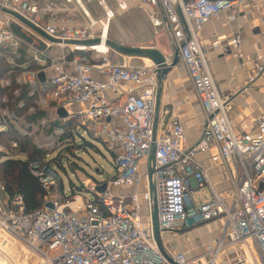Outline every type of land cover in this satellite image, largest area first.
<instances>
[{"label":"built area","instance_id":"obj_1","mask_svg":"<svg viewBox=\"0 0 264 264\" xmlns=\"http://www.w3.org/2000/svg\"><path fill=\"white\" fill-rule=\"evenodd\" d=\"M114 1L112 9L106 0H98L104 9L99 18L82 0H0L62 41L58 45L46 42L47 48L59 46L62 51L52 57L47 48L41 50L18 37L12 30L16 20L0 12V69L2 59L9 65L0 71V121L13 134L8 155H19L17 150L25 142L36 145L38 155H49V145L68 140L66 128L53 123L61 119L57 110L64 108L68 116L61 120L77 119L74 133L86 127L104 141L114 154L116 168L104 181H81L82 190L74 195L68 196L65 190L54 195L59 182L56 168L49 159L30 158V170L46 192L43 206L28 211L22 193L7 194L5 201L0 200V232L23 242L44 259L43 264H264V114L252 130L234 128L229 115L232 98L218 88L206 53L208 45L217 48L220 41L204 43L200 36L202 28L222 13L247 3L260 9L264 0ZM131 8L144 11L155 32L166 31L174 48H179L205 116L199 139L192 145L187 144L186 128L177 118L163 121L169 110H160L155 122L157 67L115 63L109 47L98 49L103 40L106 44L110 24ZM74 10L80 11L81 19ZM96 38L100 43L89 46L63 43ZM240 43L238 36L231 40L235 47ZM22 51L29 53L37 69H30V62L18 66ZM262 75L264 58L249 84ZM26 98L32 99L30 106ZM39 111L46 115L32 120L30 116ZM212 150L211 161L224 168L223 180L228 182L223 191H218L207 168L197 160L198 154ZM144 158H148L147 167L140 172ZM146 180L142 198L138 189ZM151 181L157 189L162 235L223 221L220 234L201 245L202 253L171 251L166 246L170 259L161 253L155 239ZM104 184L135 191L128 195L100 192ZM205 187L210 197L197 201L194 192ZM0 189L6 192L3 184ZM85 192L94 193V199ZM49 202L53 208L47 206Z\"/></svg>","mask_w":264,"mask_h":264},{"label":"crops","instance_id":"obj_2","mask_svg":"<svg viewBox=\"0 0 264 264\" xmlns=\"http://www.w3.org/2000/svg\"><path fill=\"white\" fill-rule=\"evenodd\" d=\"M135 9L136 8H131L129 11L124 14L121 13L117 17H127L131 19L137 25L139 32L143 34V27L137 23L134 13L136 11ZM90 11L99 18L104 15V13L102 14L101 11L99 13L95 11V9ZM73 12L77 18H82L79 10H74ZM145 16L147 17L146 14ZM231 16H233V18H231ZM117 17L115 21L117 20ZM147 31L150 33L147 36L141 35L139 37L131 38L127 36V40L124 42L116 36H114V39H118L122 41V43L128 45L154 46L166 54L174 51V41L171 39L169 33L166 31H162L161 33L151 32L149 25ZM200 36L204 43H211L217 39L220 41V47L214 48L211 45H208L206 47V53L209 58L213 78L218 88L224 96H230L232 98L229 115L234 128L239 131L244 128L248 130L254 129L255 120L260 115L264 114V75L257 77L251 84H249L248 80L249 77L253 75L256 67L262 63L264 58V6L257 9L252 3H247L231 11L222 13L202 28ZM236 36L241 40L238 47L231 44L232 38ZM155 37H157V39H154ZM225 47L228 49V52L224 51ZM115 63H128L137 66L150 64L151 62L143 58L118 57ZM3 69L4 65L2 64L0 71H3ZM107 96L111 100H116V96L112 93H107ZM165 109L169 110V113L164 115L163 121L166 122L170 117L177 118L186 128L187 144L192 145L196 143L205 124V116L199 98L191 83L188 71L181 59L178 65L171 70L164 81V89L160 100V110L164 111ZM214 153L215 150L200 153L197 155V160L207 168L218 191H223L228 187V182L223 180L224 168L211 161V157ZM147 160L148 158L141 160L140 172L146 170ZM147 182L148 181L146 180L138 189L142 198L145 193ZM112 189L118 190L117 193H114L115 195L121 193L128 195L135 191L133 188L117 189L115 187L108 188L106 185V190L112 192ZM7 194V192L0 189V200L5 201L7 199ZM143 212H147L146 207H144ZM192 232L193 231L190 230L187 233H183L181 236L184 238L192 234ZM164 234L170 236L166 238L168 242L172 239H177L178 250L176 249V251L192 249L187 246L184 240L182 242L181 239H178L181 236L176 238L171 233L166 232L163 233V235ZM219 234L220 231L217 234H212L213 236H211L210 239L217 237ZM7 236L3 232H0V244L3 243ZM8 237L11 239L10 241L14 243L15 239L10 236ZM18 242L17 245H19ZM16 249H18V247H16ZM38 257L39 258L35 260L28 254L25 260L23 258L22 263L36 264L35 262L37 261L38 264H43L44 259L40 256ZM29 261H31V263H29ZM15 263L16 261L13 264Z\"/></svg>","mask_w":264,"mask_h":264},{"label":"rangeland","instance_id":"obj_3","mask_svg":"<svg viewBox=\"0 0 264 264\" xmlns=\"http://www.w3.org/2000/svg\"><path fill=\"white\" fill-rule=\"evenodd\" d=\"M85 5L93 11L104 13L103 7L99 4L98 0H82ZM108 5L115 9L116 4L114 0H106ZM136 11L135 16L137 19V23L143 27L144 33L141 34L138 30L137 25L129 18L125 17H117L116 21H113L111 24V31L109 33V38H120L123 42L128 36L131 37H139V36H147L150 34L148 30V25L151 28V32H155V28L151 26L148 17L145 16V12L140 9H135ZM124 14V13H123ZM154 39H157L155 37ZM118 40V39H116ZM118 40V41H120ZM121 41V42H122ZM126 44V43H124ZM128 45V44H127ZM47 53L50 54L52 57H57L62 52L59 46H52L46 49ZM112 61L115 62L119 56L116 52L112 53ZM52 109V110H51ZM49 110L53 111V107H49ZM78 124V123H77ZM5 125L0 124V132L5 131ZM78 132L75 133V136L67 135L68 137L64 139L61 145L51 144L48 146V150L46 152L49 155H37L42 158L49 159V163H51L57 170L59 175V182L58 185L55 187L53 194L58 195L61 191L65 190L67 195L69 196L73 191H81L80 187L81 181H86V183H98L100 181H104L108 179L109 176H113L116 173V168L114 166V158L112 151L108 150V145L98 139L97 137L93 136L86 127L78 128ZM9 141L12 140L13 134H9ZM3 137L0 135V144L4 143ZM29 149H37L36 145L29 144ZM0 150H4L5 152L12 153L10 149V142L9 148H3L0 145ZM19 152V150H17ZM2 154H4L2 152ZM0 161L4 160L6 156L0 155ZM18 155H7V157H17ZM23 156V155H22ZM24 157V156H23ZM18 158V157H17ZM2 171H0V184H4L5 182L1 180ZM113 193H117L118 190L112 189ZM75 192L72 194L74 195ZM89 199H94V193H84ZM123 194V193H121ZM194 198L198 201V199L202 196H206L207 198L210 197V190L209 188L205 187L200 189V192H194ZM223 221H215L206 225L198 226V229H191L192 234L183 238V233H174L175 237L181 239V241L187 244L189 248L194 250V253H202L203 248L201 245L204 244L208 239L213 236L212 234H217L223 228ZM7 236V235H6ZM167 237H170L168 234L163 235V241L165 246L170 249L171 251L178 250L177 246V239H172L170 242L166 240ZM186 239V240H185ZM11 240V239H10ZM10 240L5 237V240L2 244H8L10 247L8 251H6V247L1 248L0 251V264H13L15 261L17 264H23L24 260L27 258L28 254L33 259H38L39 257L37 254H34L27 246L18 241H14V244L9 245ZM17 242L19 245H17ZM0 244V245H2ZM18 247V249H16ZM180 249V248H179ZM5 253L4 255L2 253ZM13 252V253H11ZM25 255H23V254ZM197 253V254H198ZM13 261V262H12ZM15 263V264H16ZM38 264V262H35Z\"/></svg>","mask_w":264,"mask_h":264},{"label":"water","instance_id":"obj_4","mask_svg":"<svg viewBox=\"0 0 264 264\" xmlns=\"http://www.w3.org/2000/svg\"><path fill=\"white\" fill-rule=\"evenodd\" d=\"M0 12L7 14L13 17L16 21L12 24L13 32L23 39L24 41L28 42L29 44H33L37 48L41 50H45L47 48V43L50 42L52 44H61L62 41L59 38L53 37L49 35L46 31L42 28L38 27L27 18L22 16L16 10L11 8L5 7L0 4ZM27 30L23 29L24 27ZM29 30V31H28ZM63 43L68 45H81V46H89L100 43V39H88V40H66ZM106 44L109 47L112 53L116 52L121 57L127 58H143L149 60L153 65L157 67L158 78L160 81V87L158 92V102H157V112H156V119L155 122H158V115L160 111V100L164 89V81L167 78L168 74L171 70L176 67L180 61V51L178 47L174 48L173 58L170 59L166 54L162 52L157 47H149V46H134V45H127L118 41L114 38H109L106 40ZM40 78L43 79V74L40 75ZM57 113L60 117L65 118L68 116V112L64 108H59ZM155 158V147L153 146L152 152L150 154V162L153 163ZM152 178V172L150 174ZM106 190V184L102 185L99 188L100 192H104ZM151 190L153 194V201H154V209H153V220H154V228H155V239L158 245L159 250L161 253L170 259L166 247L163 241V235L160 230L159 226V210H158V203H157V189L153 181H151ZM47 206L53 208V204L51 202L47 203Z\"/></svg>","mask_w":264,"mask_h":264},{"label":"trees","instance_id":"obj_5","mask_svg":"<svg viewBox=\"0 0 264 264\" xmlns=\"http://www.w3.org/2000/svg\"><path fill=\"white\" fill-rule=\"evenodd\" d=\"M31 57L29 53L22 51V55L16 59L18 66L24 63H29ZM2 64L5 67H9L6 59H2ZM30 69H37L38 65L34 62H30L28 64ZM17 70L20 71L21 68L17 67ZM24 94L23 96H25ZM32 104L31 98H26V106H30ZM45 112L39 111L38 113L30 116V118L34 121L40 120ZM61 119H63L61 117ZM61 119L53 120L54 125H63L68 131L67 135L75 136V129L77 127V119H65L64 121ZM0 124L2 122L0 121ZM9 134L7 131H1L0 135L3 137L4 143L0 144L3 148H9ZM29 143H21V149H19V155L15 157H7L8 152L4 150H0V155L6 156L4 160L0 161V171H2L1 180L5 183L3 184L6 188V192L9 195L13 193L20 192L24 195L25 198V206L28 211H35L43 206L44 197L46 192L42 189L41 184L38 179L32 174L29 163L30 158L35 157L39 154V152L35 149L28 148ZM2 152L4 154H2ZM28 154V155H26ZM24 157H23V156ZM2 157V156H0ZM27 157V158H25ZM114 157V154H113ZM79 187V186H77ZM75 192V191H73ZM72 192V193H73ZM75 194V193H74Z\"/></svg>","mask_w":264,"mask_h":264},{"label":"bare ground","instance_id":"obj_6","mask_svg":"<svg viewBox=\"0 0 264 264\" xmlns=\"http://www.w3.org/2000/svg\"><path fill=\"white\" fill-rule=\"evenodd\" d=\"M108 36L109 35H107V37H106V39L108 38ZM98 49L100 50V51H106L107 50V48H108V46H107V44H105V40H103L100 44H98ZM5 234V233H4ZM6 238H8L9 240H10V238L7 236ZM14 241V240H13ZM11 243H12V241H10L9 242V245H11ZM12 244H14V243H12ZM4 247H6V251H8V249L11 247H9L8 246V244H2V245H0V251H1V248H4ZM2 253V252H1ZM6 253V252H5ZM5 253H2L3 255L5 254ZM29 263H31V261H29Z\"/></svg>","mask_w":264,"mask_h":264}]
</instances>
